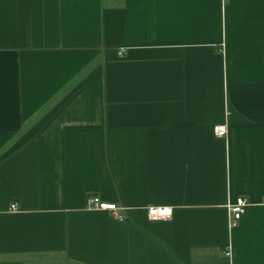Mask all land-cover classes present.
<instances>
[{"label": "crops", "instance_id": "0c3cea01", "mask_svg": "<svg viewBox=\"0 0 264 264\" xmlns=\"http://www.w3.org/2000/svg\"><path fill=\"white\" fill-rule=\"evenodd\" d=\"M263 198L264 0H0V264H264Z\"/></svg>", "mask_w": 264, "mask_h": 264}, {"label": "built area", "instance_id": "2783aa9c", "mask_svg": "<svg viewBox=\"0 0 264 264\" xmlns=\"http://www.w3.org/2000/svg\"><path fill=\"white\" fill-rule=\"evenodd\" d=\"M226 124L222 123V125H215L212 128V131L215 135L222 136L226 132ZM264 204V198L262 202ZM249 201L244 197H237L233 200H227L224 203V207L226 208V222L228 227L235 225L236 221L239 217L244 213L245 209L250 205ZM16 205L14 203H10L8 207L9 211H16ZM83 209L85 210H102L110 212V214L116 218L118 221H123L124 216L122 214L125 206H121L116 204L115 202H106L103 201L97 195H87L85 196ZM147 217L150 220L159 219V218H167L171 214L170 206H156L152 205L147 207L146 209ZM229 254V250L227 251Z\"/></svg>", "mask_w": 264, "mask_h": 264}]
</instances>
